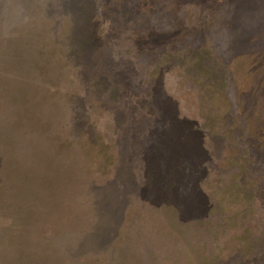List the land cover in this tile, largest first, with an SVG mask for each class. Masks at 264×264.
Instances as JSON below:
<instances>
[{"label": "rangeland", "instance_id": "obj_1", "mask_svg": "<svg viewBox=\"0 0 264 264\" xmlns=\"http://www.w3.org/2000/svg\"><path fill=\"white\" fill-rule=\"evenodd\" d=\"M0 264H264V0H0Z\"/></svg>", "mask_w": 264, "mask_h": 264}]
</instances>
